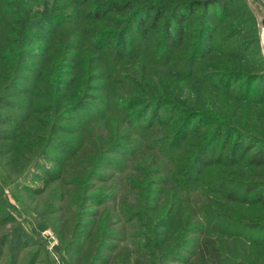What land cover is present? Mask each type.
Listing matches in <instances>:
<instances>
[{
	"label": "rangeland",
	"instance_id": "rangeland-1",
	"mask_svg": "<svg viewBox=\"0 0 264 264\" xmlns=\"http://www.w3.org/2000/svg\"><path fill=\"white\" fill-rule=\"evenodd\" d=\"M99 1L104 0H0V264H86L90 229L85 224L101 217L86 213L106 204L123 224L120 208L130 211L125 242L132 249L150 240L152 223L161 231L174 226L183 232L195 214L196 225L214 237L223 264H252L253 259L264 264V253L255 248L253 254L247 243L253 231L248 225L262 209L240 201L244 189L234 180L251 167L246 156L235 171L229 161V124L264 129V0L204 1L185 17L187 36L169 53V67L167 57L158 56L162 50L154 52L159 24L148 32L139 24L128 26V46L121 54L115 48L119 40L104 44L103 34L114 31L125 16L114 11L89 16L88 9ZM40 15L47 20L19 32L20 18ZM201 22L204 45L190 60ZM64 46H70L69 54L60 52ZM148 92L208 112L191 118L185 137L166 144L170 163L149 150L135 152L138 144L163 134L165 126L157 123L172 112L160 106L156 119L126 118L130 109L144 106L132 100ZM128 105V112L119 110ZM221 122L227 126L215 152L206 153L214 158L226 139L220 160L200 165L181 190L202 133ZM194 128L201 129L199 134ZM114 140L121 150L113 148ZM99 150L96 172L104 179L97 174L84 179L81 186L91 200L80 202L79 190L69 204L66 191L82 171L84 152ZM75 156L80 159L67 165ZM109 195L115 198L103 200ZM15 235L14 246L10 238ZM186 237L197 234L190 230ZM186 254L180 250L171 264H182ZM109 255L115 254L105 248L98 264H106Z\"/></svg>",
	"mask_w": 264,
	"mask_h": 264
},
{
	"label": "trees",
	"instance_id": "trees-1",
	"mask_svg": "<svg viewBox=\"0 0 264 264\" xmlns=\"http://www.w3.org/2000/svg\"><path fill=\"white\" fill-rule=\"evenodd\" d=\"M204 1L207 2V0H168L162 2L149 1L138 3L133 0H104L102 2L99 1L97 5L89 8L87 14L89 16L102 17L106 15L107 12L114 11L125 16L124 20L121 21V25L116 26L114 31L103 34L104 44L108 43L112 38H115V42L119 40L118 44L115 45V48L116 50L120 49V54L121 51L128 46L125 40L126 29L128 26L139 24L143 27L145 32H148L150 28L159 24L161 26V31L158 39L154 42V52L158 54V52L162 50V53L158 54V56L167 57V63L165 64L169 67V53H173L175 49L180 48L183 45L185 36H187L185 17L189 16V13L191 14V12H193ZM179 8H182V11H180ZM44 16L42 17V15H40L36 20H31V18L27 16L20 18L18 21L19 27H17L19 32L27 27L40 26L41 22L47 20ZM34 21L36 23H33ZM205 28V24L201 22L198 27L197 36L193 40L192 48H190L188 55L190 60H193L195 53L201 49L202 45H204V36L206 33ZM69 50L70 46H64L61 48L60 52L63 54H69ZM171 74H176L172 75L173 77H180L177 76V73ZM167 82L170 83L171 81L168 80ZM262 92H264V90ZM238 94L240 95L241 93L238 91ZM238 94L235 95L238 96ZM146 96L147 97L144 99L132 100L133 104H138L137 102L139 100L143 101L144 106L141 109L133 108L129 111L128 109L130 108V105H128L126 108L124 107L119 110L122 112H131V116L126 118H131V121L133 122L136 121L135 119L142 118L143 116L146 121H150V119H148L150 116L151 120L153 118L156 119L159 117V112L163 107H165L164 111L168 108H172L170 115L166 119H164L166 113L164 114L165 116H160L161 119L157 123L158 126H165L163 134H158V137L150 138L148 139V142L146 141L145 143L138 144L135 148V152L137 150L140 152L149 150L151 153L157 155V157H160L161 160L163 159L165 163H170L173 156L169 153L168 148H166L169 142H172V145H174L179 138L185 137L190 129L191 118H198L200 116L203 118L207 116L208 112L201 110L198 107L193 108L181 105L175 99L164 94H155L152 96V93L148 92ZM155 106L157 107L155 108V111H153ZM160 106L163 107L160 109ZM149 108H151V114L147 116ZM215 124H217V122H215ZM219 125L221 127L216 128L214 126L211 132H203V138H201V135L199 136L202 140H200L195 148L196 150L194 154L189 158L188 168L182 174V182L180 183L181 190L188 187H185V185L187 184L189 175L191 172L199 170L200 165L204 166L220 160L222 150L227 146L226 139L222 141V144L221 142L219 143L220 150L216 151L214 158L211 159L206 157L208 151H211L212 153L215 152L214 149L215 145H217L218 137L222 130L227 126L222 122L219 123ZM261 127L262 126L254 128V124H247L246 126L238 123L237 125L229 124L230 165L235 171L238 165L243 164L241 163V160L246 156V165H248L249 168L251 167V171L246 174L247 177L244 175H241L240 177H237V174L234 175V180L242 185L244 189V196L240 201L262 209L260 211L261 213L259 212L254 215V217L257 218L256 221L254 220L249 223V229L253 231L247 234L249 251L251 250V252L255 254V248H259L260 255L262 252L264 253V173L259 172L264 170V129ZM137 128L138 130L140 129L139 126ZM200 130V128H194L193 132L196 131L197 134H199ZM116 142L117 140L112 142L115 143L112 145L114 146L113 148L115 150H121V146H117ZM102 150L96 151L92 154L84 152L80 164V170L82 171H78V174L80 172L79 176L73 180L71 189H67L66 191V194H69L70 200L72 201H70L69 204H72L73 201L77 200V192L79 190L81 195L79 199L80 202L82 199L88 198L89 193L84 191V185L81 186L84 179H90L94 174H97L96 178L104 179V177H101L100 175L98 176V173L96 172V163ZM133 153L134 152H132V154ZM129 154L131 155V152ZM79 157L75 156V159L67 165L71 166V163L78 161ZM81 175L82 181H80L81 179L79 178ZM230 194L234 199L238 198L234 192H231ZM89 198H93V196ZM110 198L115 197L109 195L103 200H108ZM89 200L91 199H87L86 201L88 202ZM111 205H114V203ZM120 211L124 216V224L120 223L119 216H111L110 204L104 205L100 210L95 209L92 213H86L87 215L95 217L98 215L101 216L97 221L87 222L85 224V226L90 229V232L87 235L89 236V240L83 254V257H86V264H98L99 260L103 258L102 253L105 248H108L115 254L109 255L105 258L106 264H171L174 260H179L177 254L180 250L187 252L184 259L180 260L182 264H223L222 256L214 237L203 228L196 225L195 221H193L195 220V214H193V216L190 214V217L183 225V232H179L178 227L174 226H167L165 231H161L159 230L160 226H158V224L155 225L152 223V226L147 228V230L150 229V231H152L150 240L147 239L148 241L146 244L140 245L136 249H132L130 245L125 242L128 236L126 231V221H128L131 213L123 207L120 208ZM188 228H190L189 232L191 230V232L197 234L196 238L187 239L186 236H188L189 232H185ZM112 240H116L117 242L113 243ZM10 242H13V245L15 246L16 242H19L18 236L15 235L10 238ZM146 246H148L147 250L144 249ZM251 261H253L252 264H260L255 263L257 262L255 259Z\"/></svg>",
	"mask_w": 264,
	"mask_h": 264
},
{
	"label": "built area",
	"instance_id": "built-area-1",
	"mask_svg": "<svg viewBox=\"0 0 264 264\" xmlns=\"http://www.w3.org/2000/svg\"><path fill=\"white\" fill-rule=\"evenodd\" d=\"M48 234H50L49 231H48ZM50 235H51V234H50ZM51 236H52V235H51ZM53 243H54V240L52 241L51 246H52Z\"/></svg>",
	"mask_w": 264,
	"mask_h": 264
}]
</instances>
